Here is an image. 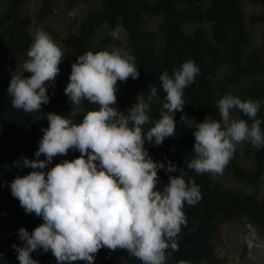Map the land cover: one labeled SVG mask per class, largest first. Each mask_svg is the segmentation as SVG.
<instances>
[{"label": "clouds", "instance_id": "1", "mask_svg": "<svg viewBox=\"0 0 264 264\" xmlns=\"http://www.w3.org/2000/svg\"><path fill=\"white\" fill-rule=\"evenodd\" d=\"M74 15L75 11L69 13ZM123 33L118 24L109 35L118 42ZM26 55L23 71L13 72L7 92L13 108L34 113L50 102L48 89L54 87L64 52L41 27ZM25 72L31 75L26 77ZM199 73L192 59L171 73H161L165 95L160 115L153 120L155 86L147 97L138 94L125 111L117 106L118 83L139 78L137 57L126 46L111 43L76 58L64 93L73 105L87 101L96 107L79 121L72 118L75 112L72 116L47 112L49 123L41 128L35 159L24 157L18 164L32 171L7 185L26 214L42 219L31 232L18 229L23 245L12 247L19 264H40L33 259L34 252H51L56 264H95L96 254L104 248L126 250L141 264H167L179 249L182 226L188 224L185 205L195 206L202 199L201 188L167 156L154 160L145 145L160 146L175 135V114L183 111L184 91ZM215 107L219 119L208 114L193 131V156L187 168L197 174H223L237 145L245 141L257 150L264 148V118L258 117L264 99H241L226 92ZM235 112L241 116H234ZM70 151L80 155L50 167L54 157ZM160 170L169 177L162 188L157 187Z\"/></svg>", "mask_w": 264, "mask_h": 264}, {"label": "trees", "instance_id": "2", "mask_svg": "<svg viewBox=\"0 0 264 264\" xmlns=\"http://www.w3.org/2000/svg\"><path fill=\"white\" fill-rule=\"evenodd\" d=\"M28 1L0 0V264H19L18 254L12 247L13 244L23 245L18 238V229L24 227L31 232L42 223L34 213H25L7 185L17 175L32 171L18 164H22L24 157L35 159L34 153L43 135L41 128L49 123L47 112L72 116L75 105L64 93L71 64L79 55L102 50L111 43L126 46L137 57L139 68L138 79L129 78L127 82L118 83V108L125 111L138 94L143 93L147 97L149 89L155 86L158 98L151 106L153 120L160 115L165 95L160 87L161 73L165 70L171 73L174 67L178 68L188 59L194 60L200 68L195 82L184 91L183 111L175 114V135L166 138L160 146L145 145L154 160L163 161L167 156L193 177L201 188L202 199L195 206L185 205L188 224L182 226L179 249L168 258L167 264H179L182 260L191 264H223L217 259L216 242L222 217L244 220L264 235V195L226 185L216 175L197 174L187 168V162L193 156L194 128L208 114L219 119L215 105L226 92L241 99H264V78L258 77L264 73V54L252 46L251 31V26L264 23V11L248 15L244 0H65L68 14L75 11L76 15L82 3L90 5L71 41L67 77L56 76L54 87L48 89L50 102L42 105L39 112L26 113L12 107V98L7 92L12 76H2L1 73L12 60L19 57L27 59L26 53L33 40L26 19ZM60 1L41 0L36 11L39 28L43 27L52 35H57V31L51 27L49 19L59 13ZM250 2L264 8V0ZM147 17L159 18L156 28L149 26ZM118 24L122 25L124 33L122 39L115 42L109 32ZM224 66L228 67V73L217 78L218 71ZM24 75L27 77L31 73L25 72ZM95 107L84 101L72 118L79 121ZM258 117L264 118V109ZM79 155L78 151H70L66 156L58 155L50 167ZM244 155L254 161L253 167L242 164L236 150L225 170L237 182L256 187L264 176V148L257 150L249 144ZM44 158L41 155L40 159ZM158 176L161 183L157 187L162 188L169 177L163 170L158 171ZM118 256L125 257L128 264H141L126 250L107 248L96 254L95 264H114ZM32 257L40 264H56L51 252H34Z\"/></svg>", "mask_w": 264, "mask_h": 264}, {"label": "rangeland", "instance_id": "3", "mask_svg": "<svg viewBox=\"0 0 264 264\" xmlns=\"http://www.w3.org/2000/svg\"><path fill=\"white\" fill-rule=\"evenodd\" d=\"M41 0H29L25 6L26 19L29 30L34 33L39 29L36 22V11ZM90 7L89 4L82 3L78 6L75 16L70 17L65 0L60 1V11L50 17L49 23L53 29L57 31V35L51 36L56 40L64 52V60L59 65L60 72L58 78L66 79L67 68L71 63L70 46L71 41L77 34L78 24L84 16L86 10ZM244 7L247 14H257L264 11V8L255 5L250 0H244ZM150 27L156 28L159 18H145ZM253 34L252 46L264 54V23H257L251 26ZM26 59L19 57L12 60L11 63L4 67L1 75H11L14 71L20 73L23 71L22 65ZM228 73V67L224 66L218 71L217 78H221ZM259 79L264 78V73L258 76ZM254 80V79H253ZM81 105L76 106L74 112L79 110ZM234 116L240 117L237 112ZM249 145L247 141L237 145L236 150L240 154L242 164L253 167L254 161L244 155V149ZM218 179L229 186L242 187L246 192H257L260 196L264 195V176L258 186H249L244 183L237 182L233 175L224 170L223 174L216 175ZM217 242V259L223 264H264V235H261L258 230L248 222L240 219H231L222 217L220 219V228L216 238ZM114 264H128L123 256H118Z\"/></svg>", "mask_w": 264, "mask_h": 264}]
</instances>
